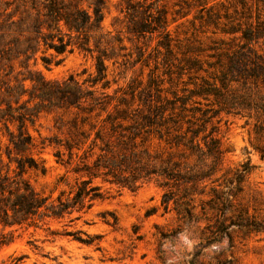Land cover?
Returning <instances> with one entry per match:
<instances>
[{"label": "trees", "instance_id": "16d2710c", "mask_svg": "<svg viewBox=\"0 0 264 264\" xmlns=\"http://www.w3.org/2000/svg\"><path fill=\"white\" fill-rule=\"evenodd\" d=\"M106 6L0 0V247L12 240L6 228L56 221L64 227L55 233L99 248V234L68 226L109 196L105 184L155 183L174 231L202 248L264 231V217L241 200L253 165L248 158L225 170L218 135L223 118H243L264 157V0H119L109 30ZM74 49L92 58V72L45 77L39 64L49 68ZM109 63L139 72L119 84ZM43 113L53 114L52 132L37 141L29 127ZM45 147L66 168L57 181L74 178L55 196L28 176L46 172L34 153ZM105 221L116 225L117 216ZM23 258L11 255V264Z\"/></svg>", "mask_w": 264, "mask_h": 264}, {"label": "rangeland", "instance_id": "374dc122", "mask_svg": "<svg viewBox=\"0 0 264 264\" xmlns=\"http://www.w3.org/2000/svg\"><path fill=\"white\" fill-rule=\"evenodd\" d=\"M118 2L107 0L102 22L105 30L113 29L111 24L118 14ZM170 27L173 29L175 23ZM185 30L189 34L187 27L178 28L181 35ZM39 67L45 77L51 79L80 73L84 68L88 72L94 70L92 58L77 49L67 52L58 64L52 63L49 68L39 64ZM109 70H114L117 82L124 84L138 74L139 65L124 69L109 63ZM115 86L116 83L111 82L109 90ZM52 123L53 114L43 113L29 130L38 141L52 132ZM218 135L224 149L225 170L231 172L250 159L253 167L246 175L241 200L249 204L251 212L254 206L259 217H264V157L261 158L250 145L244 119L238 116L223 118ZM37 149H34L35 156L44 159L46 172L29 171L33 185L52 196L61 189H68L74 182L73 175L66 173L64 180L58 182L66 168L54 161L50 147L39 153ZM104 188L109 189V196L96 201L68 226L71 230L99 234V248L55 233L62 230L63 222L51 221L49 229L47 225L15 226L5 229V232L12 231V240L0 247V264H11L10 256L21 254H24L23 264H188L191 257L197 264H264V231L234 232L202 248L199 239L191 237L190 232L174 231L177 225L175 214L173 211L163 212L160 204L162 189L155 183L144 184L137 190L107 184ZM112 213L117 216L116 225L105 221H112Z\"/></svg>", "mask_w": 264, "mask_h": 264}, {"label": "water", "instance_id": "95a60500", "mask_svg": "<svg viewBox=\"0 0 264 264\" xmlns=\"http://www.w3.org/2000/svg\"><path fill=\"white\" fill-rule=\"evenodd\" d=\"M187 262H188V264H197L196 261H195V259L193 257L189 258L187 260Z\"/></svg>", "mask_w": 264, "mask_h": 264}]
</instances>
